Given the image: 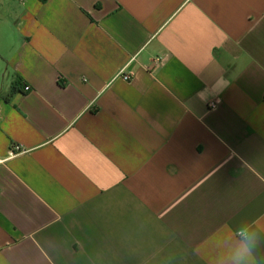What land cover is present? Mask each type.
Masks as SVG:
<instances>
[{
    "label": "crops",
    "instance_id": "0c3cea01",
    "mask_svg": "<svg viewBox=\"0 0 264 264\" xmlns=\"http://www.w3.org/2000/svg\"><path fill=\"white\" fill-rule=\"evenodd\" d=\"M238 253L264 264V0H0V264Z\"/></svg>",
    "mask_w": 264,
    "mask_h": 264
},
{
    "label": "clouds",
    "instance_id": "9594fccd",
    "mask_svg": "<svg viewBox=\"0 0 264 264\" xmlns=\"http://www.w3.org/2000/svg\"><path fill=\"white\" fill-rule=\"evenodd\" d=\"M259 236L258 234L255 236L253 246H255V243L258 242ZM245 252L247 253L248 256H251L252 250L251 248H246ZM243 258H244V253H238L236 258H235V264H243Z\"/></svg>",
    "mask_w": 264,
    "mask_h": 264
},
{
    "label": "trees",
    "instance_id": "16d2710c",
    "mask_svg": "<svg viewBox=\"0 0 264 264\" xmlns=\"http://www.w3.org/2000/svg\"><path fill=\"white\" fill-rule=\"evenodd\" d=\"M19 91H21V88L19 87V83L18 84H13L11 86L10 92L8 94L7 98H10L12 96H14L16 93H18Z\"/></svg>",
    "mask_w": 264,
    "mask_h": 264
},
{
    "label": "built area",
    "instance_id": "2783aa9c",
    "mask_svg": "<svg viewBox=\"0 0 264 264\" xmlns=\"http://www.w3.org/2000/svg\"><path fill=\"white\" fill-rule=\"evenodd\" d=\"M123 78H124V80L129 81L131 79V75L124 73L123 74ZM30 90H31V87L29 85H26L24 87V91L28 92ZM211 107H215V104H211Z\"/></svg>",
    "mask_w": 264,
    "mask_h": 264
}]
</instances>
